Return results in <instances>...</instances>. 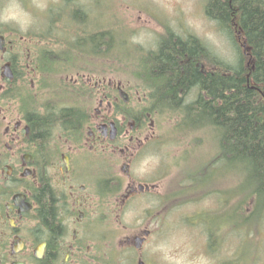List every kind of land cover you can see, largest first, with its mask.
<instances>
[{
    "label": "rangeland",
    "instance_id": "374dc122",
    "mask_svg": "<svg viewBox=\"0 0 264 264\" xmlns=\"http://www.w3.org/2000/svg\"><path fill=\"white\" fill-rule=\"evenodd\" d=\"M205 5V0H77L81 26H76L69 17L73 5H68L67 0H0V16L12 13L17 17V20L7 23L0 21V30L2 33H12V37L20 42L18 54L24 56L23 61L30 53L27 50L29 46L26 37L34 35L33 33L47 37L45 33L50 32L48 38L65 41L67 49L76 39L75 36L81 34L82 44H87L88 51L95 55V79L102 74H108L113 81L120 82L129 89L138 86L139 82L135 80L139 77L134 71L139 70L137 74L142 73V64L147 58L145 55L155 51L162 37L170 33L183 40L197 38L212 54L206 51L207 55L201 58V62L217 58L230 64L235 63L237 52L233 44L221 33L216 22L206 16ZM61 13L63 16L60 21ZM97 34H104L103 37L106 38L102 40L104 43L100 50L107 49L105 44L109 40L113 44L110 52L96 56L97 44L92 40ZM43 48L44 45L41 44L42 51ZM38 52L39 50L33 48V56L29 59L33 61ZM88 55L74 51L73 66L68 71L50 78L37 95H43V98L49 93L59 95L57 97L60 101L57 100L56 104H51V101L40 105L38 103L37 109H44L47 102L50 103L47 108L89 104L87 108L92 114L100 108L98 100L87 102L91 97L89 93L81 100L64 98L65 90L72 95L77 91L70 80H66V75H74L82 70L88 62L84 61ZM144 71L146 72L145 68ZM22 83L20 80L13 87L17 88ZM130 91L133 92V108L136 101L147 98L143 97L146 95L144 87L139 94L134 89ZM197 96L198 91L195 89L187 99L193 101ZM34 102L37 103L35 97ZM121 103L117 102L113 117L114 120L122 122V115L117 113V109L123 108ZM11 105L20 106L17 101ZM131 107L125 108L136 111ZM18 120L19 115L15 117V122ZM151 120L154 122L147 121L141 137L145 139L154 135L152 140H155V143L138 155L134 176L139 183L154 184L157 181L159 186L156 194L136 198L123 209L114 204L109 231L113 235L112 257L115 260L107 259L108 264H135L136 253L127 251L128 248H133L134 244L130 245L126 239L144 236L145 231H151V235L142 256L147 257L151 264H264V215L257 226L232 231L229 229H232L235 220L227 221L226 215H221L219 196L214 194L189 198L183 195L181 198H175L174 194L178 189H171L179 180L180 171L176 166L178 161L183 164L187 157L189 169L183 174L197 172L204 162L208 165L206 154L213 152V146L210 144L211 132L195 133L186 139L181 134L177 135L178 123L175 116L157 114ZM56 138L54 134V142ZM193 138L202 140L201 150V146ZM193 144L198 150L194 149L189 156H185L189 150L188 146L192 147ZM201 154L204 155L200 156ZM11 159L18 161L15 155H12ZM222 170L221 163L216 173L219 174ZM214 174L211 172L210 176ZM236 188L239 189L236 179L228 176L221 190L228 193ZM120 193L122 190L117 192L114 198ZM209 214L215 215L211 218ZM211 228L218 229L220 239L215 236V231H209Z\"/></svg>",
    "mask_w": 264,
    "mask_h": 264
},
{
    "label": "flooded vegetation",
    "instance_id": "af4514ba",
    "mask_svg": "<svg viewBox=\"0 0 264 264\" xmlns=\"http://www.w3.org/2000/svg\"><path fill=\"white\" fill-rule=\"evenodd\" d=\"M67 1L68 5H73L69 14L72 18L80 10L77 0ZM61 16L62 13L59 14L60 21ZM11 34L0 30L3 39L0 40V143L9 150H6V162L3 166L0 164V264H81L82 259L89 264H108L107 259L113 253L109 223L112 222L114 204L123 209L130 201L141 195L156 194L157 190V181L150 185V190H141L142 183L134 176L138 155L155 143L154 135L141 137L147 122L141 126L139 121L124 115L122 122L113 117L114 108L121 101L119 88L129 95L127 107H131L133 92L130 90L135 86L128 89L108 75L94 81L95 56L88 51L87 44H82L81 34L75 36L67 49L65 41L49 39L50 32L45 33L43 51L37 53L44 62L61 66L70 63V67L64 68L68 71L75 60L74 51L89 54L83 69L74 75L68 73L66 80L82 94L97 97L95 100L99 101L100 108L85 117L83 138L59 136L54 132L56 141H53L54 134L46 140L40 170L26 139L31 131L27 114L21 112L18 105L2 104L3 99L9 98L2 94L7 92L8 86L14 88L16 84V81L8 84L5 70L16 78L19 64L18 40ZM26 41L29 50L33 41ZM143 66H146L144 61ZM141 80L147 81L145 76ZM31 83V92L37 96L40 92L36 89L37 82L32 79ZM195 89L199 93V88L191 85L188 95ZM135 92L139 94L140 90ZM47 107L40 111L53 109ZM18 115L19 120L15 122ZM148 121L154 122L150 116ZM115 132L116 136L113 135ZM12 155L20 158L12 160ZM53 159H56L54 163ZM25 160L30 163L27 165ZM26 170H30L29 174ZM115 189L122 190L116 199ZM150 235L126 239L130 245L134 244L127 251L136 253L135 264H151L142 256Z\"/></svg>",
    "mask_w": 264,
    "mask_h": 264
},
{
    "label": "trees",
    "instance_id": "16d2710c",
    "mask_svg": "<svg viewBox=\"0 0 264 264\" xmlns=\"http://www.w3.org/2000/svg\"><path fill=\"white\" fill-rule=\"evenodd\" d=\"M205 1L206 16L216 22L221 33L225 34L237 52L235 63L230 64L217 58L201 62V58L207 55V49L197 38L183 40L171 33L164 35L157 51L145 55L146 72L138 75L145 76L147 81L144 84L151 94L142 100L136 111L122 105L123 108H119L117 112L139 121L137 123L140 125L147 122L149 116H175L178 123L177 135L181 134L186 139L195 133L211 132L213 152L206 154L208 165L204 162L197 172L183 174L189 169L187 157L183 164L178 161L176 166L180 171L179 180L171 189H178L174 194L175 198L183 195L189 198L201 195L202 198L216 194L219 196L221 215H226L227 221L235 220L234 226L229 230L237 231L257 226L264 215V0ZM79 15L77 12L73 15L76 23H79ZM103 36L104 34H97L92 40L97 44V56L110 52L113 47L109 40L105 44L109 50H100L104 43L102 40L106 39ZM38 39L42 40V35ZM38 47L37 45L36 48ZM39 52L42 53V50ZM40 57H36L34 63L30 64L26 58L23 61L24 56L19 54L17 77L23 78V83L5 92L4 95L9 98L3 101L16 100L21 112L27 114L31 131L26 139L34 152L37 166L42 170L46 140L54 132L59 136L82 138L85 133V117L89 116L90 109L87 105L66 109L53 107L46 112L37 109L36 105L45 101L56 104L57 100L60 101L57 97L59 95L49 93L43 98V95L37 97L33 94L27 80L29 73L26 66L34 68L39 77V89L42 90L50 78L62 74L64 68L71 65L44 62ZM22 62H25L24 65ZM191 85L193 88L198 87L199 93L195 100L188 101ZM80 91L72 95L65 90L64 98L81 100L86 95ZM34 97L37 103L34 102ZM48 105V102L44 104ZM193 139L201 146V150L202 140ZM188 148L185 156H189L194 149L198 150L195 144ZM55 161L53 159L52 163ZM5 162L6 150L1 142V166ZM221 163L223 170L217 174V167ZM211 172L215 174L210 176ZM228 176L236 179L239 189H231L228 193L221 190ZM214 215L209 216L212 218ZM209 231H215V236L220 239L218 229L211 228ZM81 264L89 263L82 259Z\"/></svg>",
    "mask_w": 264,
    "mask_h": 264
},
{
    "label": "clouds",
    "instance_id": "9594fccd",
    "mask_svg": "<svg viewBox=\"0 0 264 264\" xmlns=\"http://www.w3.org/2000/svg\"><path fill=\"white\" fill-rule=\"evenodd\" d=\"M17 20L16 15L12 14V13H6L3 16H0V21L2 22H10V21H15Z\"/></svg>",
    "mask_w": 264,
    "mask_h": 264
},
{
    "label": "water",
    "instance_id": "95a60500",
    "mask_svg": "<svg viewBox=\"0 0 264 264\" xmlns=\"http://www.w3.org/2000/svg\"><path fill=\"white\" fill-rule=\"evenodd\" d=\"M0 40H2V39H0ZM6 76H8L9 78H11V76H10L8 73L6 74ZM26 157H27L28 159H31L29 156H25V158H26ZM25 161H27V160H25Z\"/></svg>",
    "mask_w": 264,
    "mask_h": 264
}]
</instances>
